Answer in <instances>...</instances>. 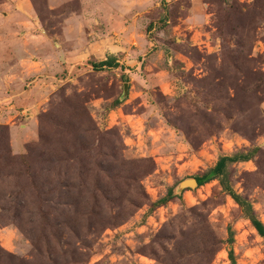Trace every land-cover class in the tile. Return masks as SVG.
Instances as JSON below:
<instances>
[{
    "label": "rangeland",
    "instance_id": "obj_1",
    "mask_svg": "<svg viewBox=\"0 0 264 264\" xmlns=\"http://www.w3.org/2000/svg\"><path fill=\"white\" fill-rule=\"evenodd\" d=\"M1 110L0 264H264L220 179L180 187L259 147L226 178L264 223V0H0Z\"/></svg>",
    "mask_w": 264,
    "mask_h": 264
},
{
    "label": "trees",
    "instance_id": "obj_2",
    "mask_svg": "<svg viewBox=\"0 0 264 264\" xmlns=\"http://www.w3.org/2000/svg\"><path fill=\"white\" fill-rule=\"evenodd\" d=\"M115 59L113 57H109L107 59L101 60L99 62H92V65L95 68H101L104 66H112L115 65ZM259 147H254L253 149H249L244 152H237L234 155H224L220 157V159L217 161L214 167L210 168L208 171H206L204 174L201 176L197 177L199 186L206 184L210 182L211 180L218 178L220 179V182L224 188V190L230 194V196L235 200L237 204L241 207L243 213L245 216L250 219L253 227L257 230V232L260 235H264V223L258 219L254 213L253 206L251 202L240 195L239 193L235 192L231 185L229 184L227 178H226V173H227V166L229 163L236 162V161H241V160H247L251 158L257 151ZM84 196V195H83ZM82 196V197H83ZM173 192L170 189L168 191L167 197L161 199L158 203H164L168 201L171 197H173ZM86 203L88 202V199H85ZM233 234L230 233L229 237V243H233ZM229 258L231 260V264H236V259L234 255V250L233 248L228 250Z\"/></svg>",
    "mask_w": 264,
    "mask_h": 264
},
{
    "label": "crops",
    "instance_id": "obj_3",
    "mask_svg": "<svg viewBox=\"0 0 264 264\" xmlns=\"http://www.w3.org/2000/svg\"><path fill=\"white\" fill-rule=\"evenodd\" d=\"M10 112V113H9ZM8 113H7V111H0V121H3L4 123H8V121L12 118H14L16 115H17V113H12L11 111H9ZM7 114V115H6ZM34 113H28V114H26L25 115V120H26V122L24 123L25 124V126L24 127H22V128H20V129H26V127L28 126V124L30 125L31 123H35L36 124V122H37V119H36V117H35V115H33ZM13 122H15L16 123V121L14 120ZM9 125H10V123H8ZM11 129H12V127H11ZM25 131V130H24Z\"/></svg>",
    "mask_w": 264,
    "mask_h": 264
},
{
    "label": "water",
    "instance_id": "obj_4",
    "mask_svg": "<svg viewBox=\"0 0 264 264\" xmlns=\"http://www.w3.org/2000/svg\"><path fill=\"white\" fill-rule=\"evenodd\" d=\"M192 182H194L195 184H191ZM199 186L198 180L196 177L194 178H187L181 181L180 183V187L186 188V187H197Z\"/></svg>",
    "mask_w": 264,
    "mask_h": 264
},
{
    "label": "bare ground",
    "instance_id": "obj_5",
    "mask_svg": "<svg viewBox=\"0 0 264 264\" xmlns=\"http://www.w3.org/2000/svg\"><path fill=\"white\" fill-rule=\"evenodd\" d=\"M191 184H193V185H194L195 183H194V182H192Z\"/></svg>",
    "mask_w": 264,
    "mask_h": 264
}]
</instances>
